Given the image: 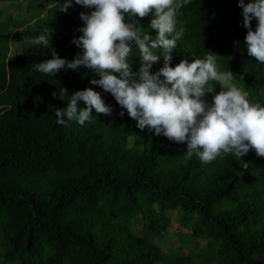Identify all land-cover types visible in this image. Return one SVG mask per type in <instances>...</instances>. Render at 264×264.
<instances>
[{"label":"trees","instance_id":"16d2710c","mask_svg":"<svg viewBox=\"0 0 264 264\" xmlns=\"http://www.w3.org/2000/svg\"><path fill=\"white\" fill-rule=\"evenodd\" d=\"M59 3L27 1L26 17L0 6V264H264V158L249 150L202 164L186 144L138 129L110 93L90 83L99 78L92 70L33 71L53 51L68 61L82 55L72 41L82 35L80 13L94 9L73 0L64 13ZM177 20L184 35L170 66L215 54L219 70L264 105V65L247 55L237 0H190ZM138 23L155 36L150 17ZM46 27L50 47L21 43ZM128 59L138 73L135 46ZM162 66L161 57L150 74ZM61 87L69 97L86 88L99 93L111 115L93 109L84 125L58 124L55 109L68 98L52 94ZM174 216L186 238L169 233Z\"/></svg>","mask_w":264,"mask_h":264},{"label":"clouds","instance_id":"9594fccd","mask_svg":"<svg viewBox=\"0 0 264 264\" xmlns=\"http://www.w3.org/2000/svg\"><path fill=\"white\" fill-rule=\"evenodd\" d=\"M189 2L74 0L76 5L94 9L88 14L80 13L84 26L78 31L82 35L72 41L82 55L68 61L53 51L51 59L32 65V70L50 77L62 69L92 70L99 78L90 83L110 93L138 129L147 128L156 136L186 144L187 155L195 156L202 164L227 154L240 159L249 150L264 158V105L249 99V93L233 82L232 72L219 70L217 55L206 51L203 59L185 58L170 66L172 53L184 35V28H177V16ZM237 3L242 9L243 27L247 29L244 38L247 55L264 65V0H251L247 4L237 0ZM72 4L73 0H64L58 11L66 13ZM145 17H150L149 28L155 36L139 25V19ZM253 19L255 30L251 27ZM52 34L53 30L46 27L21 43L50 47ZM133 46L139 53L138 73H133L128 59ZM161 57L163 66L150 74L152 65ZM216 85L219 92L215 91ZM209 94L211 103L206 100ZM52 95L62 101L68 98L66 108L55 109L58 124L64 125L66 118L84 125L93 117V109L97 114L111 115L112 109L90 88L69 97L61 87L59 94ZM81 101L84 108L78 105Z\"/></svg>","mask_w":264,"mask_h":264},{"label":"rangeland","instance_id":"374dc122","mask_svg":"<svg viewBox=\"0 0 264 264\" xmlns=\"http://www.w3.org/2000/svg\"><path fill=\"white\" fill-rule=\"evenodd\" d=\"M27 1H30V0H19L17 2H14L15 3L14 4V3H11L8 1L0 0V6H3V8H6L14 17H17L18 15H22L23 17H26V16H28V13L26 11ZM44 1H47V0H44ZM48 1L51 2L52 0H48ZM81 27H82V24L79 28H81ZM3 83H4V81L2 80L1 85H3ZM0 103H1V101H0ZM0 110H1V106H0ZM165 161H169V160L166 159ZM168 231L170 234H172L176 238H179V236L184 237V238L187 237V232L180 229L179 222H178L176 216L172 217L171 224L168 228ZM175 246H177V245H174V247ZM147 263H148V261L144 262V264H147Z\"/></svg>","mask_w":264,"mask_h":264},{"label":"bare ground","instance_id":"6f19581e","mask_svg":"<svg viewBox=\"0 0 264 264\" xmlns=\"http://www.w3.org/2000/svg\"><path fill=\"white\" fill-rule=\"evenodd\" d=\"M58 8V7H57ZM51 9V8H50ZM16 10V9H15ZM47 11V10H46ZM52 11V10H51ZM68 11V10H67ZM36 12V11H35ZM48 13V12H47ZM60 13V12H59ZM57 14V13H56ZM34 15V14H33ZM47 15V14H46ZM58 15V14H57ZM61 15V14H60ZM40 26V25H39ZM27 27V26H26ZM41 29V28H40ZM36 31H38V30H36ZM16 33V32H15ZM39 33H40V31H39ZM37 35V34H36ZM54 45V44H53ZM135 73V72H134ZM146 142V141H145ZM137 144V143H136ZM103 145V144H102ZM146 145V144H145ZM136 146V145H135ZM138 146V145H137ZM146 150H148V149H146ZM118 154V153H117ZM112 155V154H111ZM114 156V155H113ZM145 156V155H144ZM157 156V155H156ZM146 157V156H145ZM161 157V156H160ZM163 159V158H162ZM138 160V159H137ZM149 160V159H148ZM154 160H156V159H154ZM157 161V160H156ZM143 162V161H142ZM153 162V161H152ZM133 163H134V161H133ZM141 163V162H140ZM156 163V162H155ZM158 163V162H157ZM156 163V164H157ZM144 164V163H143ZM141 165V164H140ZM155 165V164H154ZM165 165V164H164ZM145 166V165H144ZM150 166H151V164H150ZM152 167V166H151ZM168 167V166H167ZM154 168H155V166H154ZM172 168V167H171ZM160 169V168H159ZM170 169V168H169ZM134 170V169H133ZM147 171V170H146ZM157 171V170H156ZM155 171V172H156ZM150 172V171H149ZM148 172V173H149ZM163 172H164V169H163ZM167 172V171H166ZM169 172H171V171H169ZM157 176V175H156ZM165 176V175H164ZM160 177V176H159ZM161 177H162V175H161ZM169 177V176H168ZM161 179V178H160ZM160 181V180H159ZM137 182V181H136ZM157 182V181H156ZM167 182H169V180L167 181ZM163 183V182H162ZM168 184V183H167ZM101 185V184H100ZM160 186V185H159ZM151 187V186H150ZM151 189V188H150ZM177 190V189H176ZM142 191V190H141ZM144 191V190H143ZM151 191H152V189H151ZM154 191V190H153ZM150 193V192H149ZM148 193V194H149ZM162 195V194H161ZM146 196H147V193H146ZM150 196V195H149ZM149 196H148V198H149ZM160 196V195H159ZM150 197H152V196H150ZM148 198H147V201H148ZM152 198H154V196L152 197ZM161 198V197H160ZM151 200V199H150ZM159 200V199H158ZM161 200V199H160ZM155 201V200H154ZM151 202V201H150ZM158 202V201H157ZM163 202V201H162ZM133 203H134V201H133ZM159 203V202H158ZM147 204H149V203H147ZM109 205V204H108ZM137 204H135V206H136ZM151 205V204H150ZM163 205V204H162ZM135 206H133V207H135ZM149 206V205H148ZM105 207V206H104ZM132 207V208H133ZM177 207V206H176ZM161 208V207H160ZM186 209H188V208H186ZM185 209V210H186ZM140 210V209H139ZM150 211H152L151 209H150ZM192 211V210H191ZM148 212V211H147ZM164 212V211H163ZM163 212H161V213H163ZM207 212V211H206ZM133 213V212H132ZM150 213V212H149ZM155 213V212H154ZM166 213V212H165ZM151 214H153V213H151ZM150 214V215H151ZM156 214V213H155ZM132 215H134V214H132ZM149 215V216H150ZM163 215V214H162ZM168 215V214H167ZM136 216V215H135ZM163 217V216H162ZM162 217H161V219H162ZM138 218V217H137ZM165 219V218H164ZM182 219H183V216H182ZM151 220V219H150ZM155 220V219H154ZM188 220V219H187ZM159 221H160V219H159ZM158 221V222H159ZM167 221V220H166ZM161 222H162V220H161ZM161 222H159V223H161ZM168 222V221H167ZM163 223H164V221H163ZM182 223V222H181ZM166 224V223H165ZM195 224V223H194ZM152 225V224H151ZM155 225V224H154ZM158 225V224H157ZM164 225V224H163ZM180 225V224H179ZM182 225V224H181ZM150 226V225H149ZM160 226H162V224L160 225ZM151 227V226H150ZM152 227H154V226H152ZM182 227V226H181ZM204 227V226H203ZM155 233V232H154ZM190 233V232H189ZM192 233V232H191ZM165 235V234H164ZM192 237V236H191ZM200 239V238H199ZM162 243V242H161ZM173 254V253H172ZM188 256V255H187ZM190 258V257H189Z\"/></svg>","mask_w":264,"mask_h":264}]
</instances>
